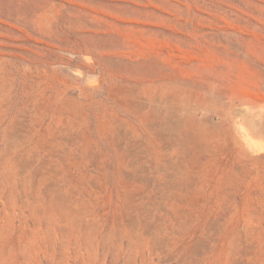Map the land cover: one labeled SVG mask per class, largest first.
I'll list each match as a JSON object with an SVG mask.
<instances>
[{
    "label": "rangeland",
    "instance_id": "374dc122",
    "mask_svg": "<svg viewBox=\"0 0 264 264\" xmlns=\"http://www.w3.org/2000/svg\"><path fill=\"white\" fill-rule=\"evenodd\" d=\"M0 264H264V0H0Z\"/></svg>",
    "mask_w": 264,
    "mask_h": 264
},
{
    "label": "bare ground",
    "instance_id": "6f19581e",
    "mask_svg": "<svg viewBox=\"0 0 264 264\" xmlns=\"http://www.w3.org/2000/svg\"><path fill=\"white\" fill-rule=\"evenodd\" d=\"M146 106V105H145ZM53 150V149H52Z\"/></svg>",
    "mask_w": 264,
    "mask_h": 264
}]
</instances>
